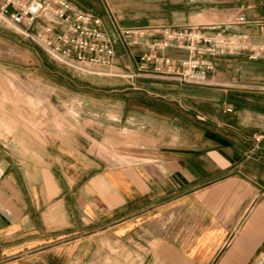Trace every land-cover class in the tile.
<instances>
[{"label":"crops","instance_id":"0c3cea01","mask_svg":"<svg viewBox=\"0 0 264 264\" xmlns=\"http://www.w3.org/2000/svg\"><path fill=\"white\" fill-rule=\"evenodd\" d=\"M70 1L101 18L117 71L137 60L118 27L218 23L239 7L264 19V0ZM232 30L264 41L253 22ZM213 62L203 83L95 74L114 87L73 94L22 88L6 70L33 102L0 86V264H264V58ZM54 98L92 125L53 121V106L65 112Z\"/></svg>","mask_w":264,"mask_h":264},{"label":"built area","instance_id":"2783aa9c","mask_svg":"<svg viewBox=\"0 0 264 264\" xmlns=\"http://www.w3.org/2000/svg\"><path fill=\"white\" fill-rule=\"evenodd\" d=\"M0 14L68 65L101 72L113 65L115 49L101 18L70 0H0ZM248 22L264 33V19L248 20L239 7L220 23L119 27V37L127 47L137 48L133 75L155 74L183 83H203L214 69V56L243 53L251 59L264 58V41L254 39L248 31L232 30ZM169 49L185 53L174 56ZM120 72L114 69L109 73ZM252 137L258 142L262 135Z\"/></svg>","mask_w":264,"mask_h":264},{"label":"rangeland","instance_id":"374dc122","mask_svg":"<svg viewBox=\"0 0 264 264\" xmlns=\"http://www.w3.org/2000/svg\"><path fill=\"white\" fill-rule=\"evenodd\" d=\"M227 17V16H226ZM226 17L222 19H226ZM193 22H185L179 25H173L167 23L164 25L169 26H187L191 24H197V22H203L202 24H209L211 19L197 17L193 19ZM207 21V22H206ZM216 23V22H213ZM220 23V22H218ZM122 28V27H121ZM117 33L119 36V27L117 28ZM31 47L35 49L32 50ZM47 67V68H45ZM134 68V67H133ZM133 68L124 69L120 72V76L123 78H135V76H144V74L133 75ZM6 70L13 71L17 74L16 80L21 85L22 88L26 89H62L69 90V94H73L72 91L79 89L81 87L88 89H99L109 90L114 87L109 85L107 78L99 80L93 76L95 74H112L110 71L114 70L111 68H106L102 72L98 69L88 70L87 68H80L75 65H68L60 61L57 57L52 55L49 50L42 47L39 43L35 42L29 35L27 36L22 28L16 26L9 22L7 18L0 14V86L1 79L3 78V73L6 72L11 75L14 79L12 73L7 72ZM50 73H53V76H50ZM57 73L59 75H57ZM69 77L70 80H66ZM42 78V80H40ZM46 79L47 81H45ZM106 79V80H105ZM52 82H51V81ZM105 80V81H104ZM102 81V82H101ZM15 82V81H14ZM50 83V84H49ZM119 86V85H117ZM121 86V85H120ZM1 89V87H0ZM1 94V90H0ZM72 99L74 101H72ZM54 105H61L62 107L59 110L65 111L63 113L56 112V107H52V120L56 122H73V121H83L85 125H92V114L91 113H80L79 115L73 116L68 112V105L63 101L58 102L54 98ZM76 98H70L69 105L76 103ZM66 101V100H64ZM98 105L92 101H87L86 106L92 108V106ZM0 106H3V103H0ZM75 106V105H74ZM102 109L107 110L109 108L108 98H102L101 101ZM2 110V107H0ZM39 113V109H37ZM87 110V109H86ZM41 116L45 115L44 109H42ZM100 119L102 121L101 130L102 133H106V136L110 132L108 127V122L111 120L108 114H100ZM133 132V142H140L139 136ZM138 144V143H137ZM140 144V143H139ZM107 150L108 146H105Z\"/></svg>","mask_w":264,"mask_h":264},{"label":"bare ground","instance_id":"6f19581e","mask_svg":"<svg viewBox=\"0 0 264 264\" xmlns=\"http://www.w3.org/2000/svg\"><path fill=\"white\" fill-rule=\"evenodd\" d=\"M2 73H3V78L1 79V87L6 91V93L8 92L10 95H12L10 98L11 99L10 101H13L15 103L22 102V103H26V104H31V102H33V99L31 97L25 96V95H27L24 93L26 91L23 92L25 95H23V93H21L19 91L20 88H19V86H17L15 84L13 77L6 72H2ZM33 95H35V94H33ZM38 98H36V100H37L38 106H40L39 102H41L42 99L39 100ZM38 100H39V102H38ZM35 106H36V104H35Z\"/></svg>","mask_w":264,"mask_h":264}]
</instances>
